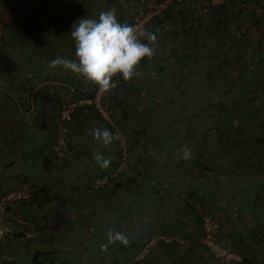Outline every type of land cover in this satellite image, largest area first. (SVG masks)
I'll return each instance as SVG.
<instances>
[{
    "label": "crops",
    "instance_id": "0c3cea01",
    "mask_svg": "<svg viewBox=\"0 0 264 264\" xmlns=\"http://www.w3.org/2000/svg\"><path fill=\"white\" fill-rule=\"evenodd\" d=\"M39 5L47 7L51 17L44 16L47 19L35 27L16 26L14 34L7 30V26L0 27V50L10 54L17 63V70L12 73L0 71V197L23 181L32 185L34 196V201L16 203L8 209L11 217L7 216V219L10 224L6 225L0 238V264H28L31 254L37 250L52 251L56 264L63 259L72 264H84L85 250L80 243V230L89 232L96 250L100 252L106 247L101 242L105 230L98 227L96 231L89 228L87 232L86 228L91 225V221L98 219L107 226L102 211L108 213V208H116L126 210L119 214L123 219L126 217L123 213L129 214L132 210L133 220L138 222L142 220L146 201L153 208L159 204L158 200H164L148 213L151 222L146 224L148 229L144 237L155 232L169 234L168 229L166 231L160 227L166 225L162 222L167 220L158 217L166 216L164 213L169 208L173 209L171 205L167 206L166 199L173 198L174 187L180 183L179 176L182 174L172 177V170H175L174 167L181 171L182 166L166 159H170V156L174 160L177 158L168 155L165 147L169 142H160L162 145L159 143L157 152L156 148L154 150L151 147L157 144L156 139L142 138L140 135L145 129L138 125L142 120L139 118L140 113L150 111V95L154 96L158 86L162 91L168 88L166 81L170 80L169 74H174L175 78L177 73L185 70L181 68L177 72L172 66L181 65L177 64L179 60L163 56V49L158 47L163 42L159 41L162 33L172 30L175 37L185 32L187 26H182V16L177 11L179 16L175 17L177 21L179 19L181 28H176L172 23L174 19L167 22L164 20L152 27V32L157 36L155 55L140 61L137 69L139 76L125 81L117 74V87L107 91L106 99L113 123L99 118L89 105L81 107L74 114L70 125L68 154L64 159L52 157L49 162L43 160V157L51 153L59 104L74 96L91 95L94 90V86L81 75L60 66L49 68V63L57 57L76 59L74 41L70 36L75 17L98 18L101 11L111 8L116 9L122 23L128 21L129 17L120 12L118 0H42ZM249 14L261 17L258 23L250 20L249 24H245L249 32L255 34L257 46L253 44L249 48L251 63L257 51L260 57H264V8L260 15L251 11ZM200 28L212 32L208 22L203 21ZM231 28L235 27L232 25ZM184 50L180 49L177 54L183 56ZM260 57L254 58L255 61ZM157 74L164 75L165 83L157 86L153 82L154 78L160 76ZM163 95L167 96L166 92ZM95 128H107L114 134L115 130H119L130 145V156L117 174V181L122 184L118 189H113L111 182H108L98 192L89 193L97 178L115 171L118 161L116 140L104 145L90 134ZM96 152L111 161L108 168H101L93 159ZM44 162L49 170L43 166ZM162 164L165 166L162 167ZM156 172L162 180H157ZM112 195H118V199H112ZM114 203L116 206H113ZM59 234L62 238L55 240ZM132 236L133 233L129 232L131 242L134 238ZM97 241L100 242L99 246ZM136 241H139L138 238ZM121 246L127 248V245ZM135 249L136 246L130 252L133 253ZM128 251L121 249L122 258L130 255Z\"/></svg>",
    "mask_w": 264,
    "mask_h": 264
},
{
    "label": "rangeland",
    "instance_id": "374dc122",
    "mask_svg": "<svg viewBox=\"0 0 264 264\" xmlns=\"http://www.w3.org/2000/svg\"><path fill=\"white\" fill-rule=\"evenodd\" d=\"M133 1L134 0H118L120 4V12L129 17V19L132 16V13L136 10ZM147 2L153 5L158 4L156 0H148ZM221 2L222 0H187L184 5H179L172 1L165 10L161 11L160 14L152 19L147 25L148 27L146 29L152 31V27L156 24H161L164 20L167 22V20L174 19L172 23L176 28H181L179 19L178 21L176 19L179 16L177 13L178 10H184L185 16L188 17L193 8L198 12H202L203 9L206 8V12L197 19L196 24L199 22L202 23L203 21L204 23L208 22L212 32L209 33L205 31L204 28H200L199 30V25L192 32L188 34L180 32L179 35L175 37H173L174 34L172 33V30L162 33L163 35L160 37L159 41L163 42L160 43L161 47L158 45L159 48L163 49L161 54L163 56H171L178 59L179 61L177 64L181 65H173L172 67H175L177 72H179L181 68H184L186 72L184 70V72L177 73L175 78L173 77L174 74H169L168 76L170 80L166 81L168 88L165 87L164 91L158 86V84L165 83L163 79L164 75L157 74L160 76L154 78L153 82L156 83L158 88L155 90L154 96L150 95L149 97V102L151 103V106L149 107L150 111L148 113L146 111L140 113L141 115L139 118L142 120L141 124L138 126L139 128L144 127L143 129H145L140 135L142 138L153 137L156 139L157 144L154 145L155 147L151 145L154 150L155 148L156 151L158 150L161 144L160 142H169L165 149L167 148L166 151L168 152V155H173L177 158L174 160L171 159L170 156V159L168 157L166 159L170 160L172 163H178L183 169L180 171L173 167L175 170H172V177H176L180 173L182 174L179 176V184L183 185V187L180 186V189L183 191L182 194L189 200H192L188 194L190 190L189 187L196 183V179L198 180V178H200L201 180H199L203 183L210 184L211 179L214 178V180L219 181L221 176H225L227 178L226 184H230V180L228 181V178H230L229 174L225 173V171L230 170L231 164H234L232 169L233 172L236 165H240L241 168L235 170L236 173L241 175V177L242 175L249 173L244 179L251 182L250 184H247V181L242 177L243 180L241 183L244 187L243 191L235 186L236 184L237 186H241L239 183L235 182L230 186L226 185L225 188H223V184H221L220 189L218 187H212L211 189H208V191L213 190L214 196L216 195L214 190L219 192L220 194L218 193V195L221 198L216 196L218 199H222V196L226 195L225 204L230 205L229 209L232 210V212L235 210L234 207H236V205L246 208L244 210H238L242 214V217H245V215L247 216L248 213V223L249 225H252L254 221H256L253 220L254 216L252 215L254 212H257L255 209L259 208V210H264V176H261L260 172H256L258 169H256L255 166H251L254 161L247 159L251 158L249 155L238 154L237 148H235L232 153H219L222 152V150L220 151L217 146H215V149L212 148L208 145V142L219 141V138L214 137L215 127L221 124L217 110L221 108L230 109L233 106L232 104H229V102H225L219 98V96L224 93L223 89H226L228 93L231 92L235 96V100H237L236 98L238 97L236 93L242 91L241 89L246 87L247 84L248 87L264 92V57H260L258 55L259 51H257L255 53L256 56H252V61L250 63L251 55L249 53V48L253 46V44H255V47L257 46L255 34L249 32V29L245 24H249L250 20H252L253 23L256 17L249 14L245 9H238L237 0H224L223 3ZM39 3L42 4V0H0V27L4 28V26H7V30H10L12 32L11 34H14L13 30L16 26L25 25L35 27L37 24L41 23L40 21H45L47 18L44 16L49 17L51 12H48L47 7L44 8L42 5H39ZM220 4H224V6L220 9L216 8ZM259 18L261 19L260 16ZM77 19L78 17H75V20ZM161 19L162 21H159ZM232 25L235 28H231ZM254 27L257 26L254 25ZM181 47L185 48L183 56L177 54L180 49L182 50ZM187 48L189 51H187ZM258 57H260V60L257 59V61H255L254 58ZM145 59L148 60L149 58ZM211 72H213V74ZM173 79H175V81H172ZM165 92L167 96L164 97L163 93ZM251 93L252 92H249L246 95H251ZM231 99L232 101L234 100L232 97ZM254 101H258V97L255 98ZM249 118L250 117L246 116L242 121L243 124L251 126ZM161 138L163 139L161 140ZM255 138L256 136L253 137V139ZM128 145L129 144H127V149L129 151ZM185 149L190 153L187 159L184 158ZM195 149H200L202 156L196 155ZM215 153H218L219 157H214ZM245 153H248V151ZM129 156L124 164L128 161ZM260 157L262 159L264 153ZM195 162H197L196 165L194 164ZM257 162L259 163V161ZM202 163L208 166L210 170H213V172L206 171L205 168L203 169L201 166ZM164 166L165 164H162V167ZM247 176H250L251 179H248L249 177ZM155 177L157 180H162L158 172H156ZM238 177L240 176H237V178ZM115 178L117 180V176ZM190 179H193L194 183L191 182ZM232 181L233 179L231 182ZM162 183H165V181H162ZM199 184L201 186V183ZM228 189L230 193H227ZM200 190H202V187ZM222 190H225L226 193ZM168 193L169 190L167 194ZM182 194L180 203L174 201L171 197H167V206L168 204H175V206L178 207L175 210H170L169 208V210L164 213L166 216L158 217V219L164 218L167 220V222H162L166 225H160L162 229H166V231L168 229L169 234H164L173 237V239L175 237L183 239V243H177L176 241L167 243L173 244V242H176L179 245V248H182L187 242V239H185L184 236H180L179 231H182V233L185 234L188 232L191 233L193 240H196L195 232H197L198 229L197 223L192 224L193 222H196V219L188 218L183 210V206H185L184 202L186 201L187 203L188 199L183 200L182 198H184V196ZM106 195L107 194H104L103 196ZM227 196L229 197L228 199H226ZM206 198L207 197H205V199L199 198L200 200L196 202V212L199 215H212L214 213L212 210L213 205H211L209 199ZM112 199H118V195H112ZM100 200L103 199L100 198ZM238 200L243 202V204L238 202ZM163 201L164 200H158L157 203L162 204ZM107 204L108 206L111 205L110 203ZM223 204L224 202H222V200L219 204H214V207L217 208L219 214H223V209L221 207ZM151 205L152 204H149L148 201L145 202V208L142 210L143 215H141L142 220H138V222L133 220L134 217L132 210H130L129 214L123 213L126 215L123 219L119 214L121 211L126 210L116 208H108V213H106V210L102 211V218L108 223L107 226H105L103 222H99L98 219L91 221V225L86 228L87 232L89 228L96 231L98 227H102L105 230L101 242L105 244L106 247L100 252L96 250L95 242L91 239L89 232L85 233L84 229H81L80 232L82 235L80 236V243L82 246L84 245L83 250H85L83 254L84 264H114V262L118 260L124 262L123 264H144L145 260L150 261L151 256H149V254L151 250L153 251L155 249L156 245L142 259L137 257V252L140 249H138V251L135 250L133 253L129 252V256L125 255L122 258L121 249L118 246H121L122 244L130 245L128 247L133 249L135 246H138L137 244L140 243V240L142 244L144 243L146 239L144 233L148 229L146 224L147 222H151V217L148 213L150 210L158 206L154 205L152 208ZM113 206H116L115 203ZM247 210L249 212H247ZM169 213H171V215H169ZM199 218L201 220V217ZM222 224L224 228H227L229 223L224 219V223ZM191 225H193V227ZM118 226H120V229ZM109 232L123 233L127 237V240H129L128 243L124 244L120 241L109 243ZM129 232L133 233L132 237L134 238L132 242H130ZM156 234L158 233L155 232L152 235ZM68 237L70 239L74 238L73 236ZM61 238V234H59L55 240ZM78 238L79 236L77 239ZM137 238L139 241H136ZM98 241L97 245L99 246L100 242ZM223 243L222 247L227 246L230 248L229 241L224 239ZM103 244L102 247H104ZM177 252H180L178 247ZM204 253L212 260H210L211 264H221L212 251L211 253L208 251ZM71 258L75 259L74 257ZM75 261L76 259L74 262Z\"/></svg>",
    "mask_w": 264,
    "mask_h": 264
},
{
    "label": "trees",
    "instance_id": "16d2710c",
    "mask_svg": "<svg viewBox=\"0 0 264 264\" xmlns=\"http://www.w3.org/2000/svg\"><path fill=\"white\" fill-rule=\"evenodd\" d=\"M156 1H159V0H156ZM223 6L224 4H220L216 8L220 9ZM178 11H179V14L183 18V25L187 26L185 27V32L184 31L182 32L188 33L190 30L197 28L201 24V22L196 24L197 23L196 18L198 16L197 17L195 16V11L191 10L189 14L190 16L188 15V17L185 16L184 10H178ZM162 19L159 21H162ZM259 21H260V18H256L254 22L258 23ZM126 23L130 24V19L126 21ZM15 70H17L16 61L10 56V54L6 53L3 50H0V71L4 73H12ZM211 73L213 74V72ZM90 84L93 86L91 82ZM247 87H248V84L246 87L241 89L242 91H238L236 93L238 96L236 98L237 100H235V96L231 92L228 93L226 89H223L224 93L221 94L219 98L221 100H224L225 102H229V104H232L233 106L230 109L221 108L217 110L219 113L218 116L221 120L220 121L221 124L215 127L214 137L219 138V141L218 142L209 141L208 145L214 149H215V146H217L220 151L222 150V152H219V153H224V152L232 153V151L235 148H237L238 154H243V155L246 154V155H249V157H251V158H247L248 160L254 161L251 164V166H255V168L258 169L256 172H260V175L264 176V161H263L264 157H262V159L260 157L264 153V92H260L256 90L255 88H251V87L247 88ZM93 92L94 90H92V94ZM249 92H252L251 95L250 94L246 95ZM92 94L88 96H92ZM74 97H77V96H74ZM231 97L234 98L233 101ZM257 97H258V101H254V99ZM246 116L250 117L249 122L251 126L250 125L247 126L246 124H243L242 121L246 118ZM255 136L256 138L253 139V137ZM129 147L130 145L128 146V148ZM200 149H201V145H200ZM200 149L199 150L195 149V154L202 156V152ZM215 151H218V150H215ZM246 151H248V153H245ZM218 155H219L218 153H215L214 157H219ZM52 157L54 158L55 155L51 151L50 154L45 155V158L43 157V160L47 159L50 162L52 160L51 159ZM257 161H259V163ZM119 162H120V151L118 150V161H117L115 168L118 167ZM196 163L197 162H195L194 164L196 165ZM247 164H250V163H247ZM43 166L46 168V170H49L45 162ZM201 166L203 169L205 168L206 171L213 172V170H210V168H208V166H206L205 164L202 163ZM233 166L234 164H231L230 170L225 171V173L229 174L230 178H228V181L230 180V184H226L227 178L225 176H221L219 181L214 180V178L211 179L210 184L203 183L202 181H200L201 179L198 177H197L198 180L197 179L195 180L196 183H194L193 179H190L191 182L194 183L193 185L189 187L190 190L188 193L192 200H189L182 194L184 196V198H182L183 200L188 199L187 203L186 201L184 202L185 206H183L184 207L183 210L188 216V218L196 219V222H193L192 224H195V223L198 224L197 232H195L197 239L193 240L192 235L189 232L188 233L190 235L188 233L185 234V233H182V231H179L180 236H184L185 239H187V242L184 244L182 248H179V245L176 242H173V244H167V243L159 241L156 243L155 249L153 251L151 250L149 254V256H151V260L150 261L145 260L144 264H211L212 260L208 258L209 256H206V254L204 253L207 251L211 253V249L207 247L205 244H203L200 240L203 235L202 221H201L203 215H199L196 212V202L200 200L199 198L205 199V197H207L206 199H209V201L211 202V205H213L212 210L214 211V213L212 215L210 214L208 215L212 216L218 224V228L215 233L214 240L221 246L224 244L223 243L224 239L226 241H229L230 248L227 246H224V247L227 250L236 253L241 258L240 261L232 260L230 261L229 264H264V210H259L258 208V209H255L257 210V212H254V213L251 212L253 213L252 215L254 216V219L253 218L252 219L256 221H254V223L252 222L253 223L252 225H249L248 219H247L248 213H247V216L245 215V217H242V214L238 210V209L244 210L246 208L236 205V207H234L235 210L232 212V210L229 209L230 205L225 204L226 195H223L222 199H218L217 197H220L218 195L219 192L214 190V192H216L215 193L216 195L214 196L213 190L208 191V189H211L212 187L214 188L218 187L220 189L221 184H223V188H225L226 185L230 186L233 182L239 183L241 186H237V184L235 186L241 191H243L244 187L241 182L246 177V175L249 173H247L246 175H242L243 177L242 179L241 175H238V173H236L235 171L241 168V166L236 165V168H234V172L232 170ZM237 176H240V177L237 178ZM247 177H249L248 179H251L250 176H247ZM232 179L233 181L231 182ZM114 180H116V178L109 179L106 183L111 182V187L113 189H118L122 185L121 181L119 180L114 181ZM244 180L247 181V184L251 183L247 179H244ZM199 183H201V186ZM103 185L101 187H103ZM171 185L173 184L171 183ZM180 186L183 187L182 184H177L174 187V191L172 193L173 200L179 203L181 199L180 193L183 192L180 189ZM101 187L99 188V190L101 189ZM201 187H202V190H200ZM179 189L181 192L179 191ZM222 191L226 193L225 190H222ZM227 193H230L229 189L227 190ZM229 197L227 196L226 199H228ZM30 200L34 201V199L32 198ZM221 200L222 202H224V204L221 205L223 209V214H219L217 208L214 207V204L215 203L219 204ZM238 202L243 204V202L239 200ZM171 206L173 207V210H175L178 207V206L176 207L175 204ZM247 212L249 211L247 210ZM199 217H201V220ZM224 219L225 221L227 220V223H229L227 228L223 227L222 223H224ZM191 226L193 227V225ZM157 233H160V232H157ZM152 234H148L146 236V239L149 238ZM141 245H142V242L140 240V243H138V246H136L135 250L138 251ZM128 246L130 245H127V248L126 246H121V248L120 247L119 248L124 249V251L125 250L128 251ZM177 247L180 252H177ZM130 251L131 249H129L128 252ZM53 255L54 253L52 251L37 250L31 254L28 264H56L54 262ZM123 263L124 262H120L119 260L114 262V264H123ZM58 264H72V263L66 259H63V260H60Z\"/></svg>",
    "mask_w": 264,
    "mask_h": 264
},
{
    "label": "clouds",
    "instance_id": "9594fccd",
    "mask_svg": "<svg viewBox=\"0 0 264 264\" xmlns=\"http://www.w3.org/2000/svg\"><path fill=\"white\" fill-rule=\"evenodd\" d=\"M263 8L264 2L259 15ZM251 12L257 14L254 11ZM70 36L74 41L76 59L57 57L49 63V68L60 66L68 69L104 91L117 87V81L113 79L117 74L125 81L139 76L140 72L137 69L140 61L155 55L157 43L154 32L120 22L115 8L101 11L98 18H78L71 26ZM90 134L104 145L116 139L115 134L107 128L92 129ZM189 154V151L185 149L184 158L187 159ZM93 159L101 168H108L111 163L100 152H96ZM30 186L32 189L31 184ZM30 199L19 203H26ZM114 241L128 243L123 233L109 232L108 242Z\"/></svg>",
    "mask_w": 264,
    "mask_h": 264
},
{
    "label": "built area",
    "instance_id": "2783aa9c",
    "mask_svg": "<svg viewBox=\"0 0 264 264\" xmlns=\"http://www.w3.org/2000/svg\"><path fill=\"white\" fill-rule=\"evenodd\" d=\"M148 0H134L133 3L136 6V10L132 13L130 17V24L136 25L138 27L147 28L150 21L156 18L161 11L165 10L170 2H176V4L184 5L187 0H159L157 5L149 4ZM224 1V0H222ZM256 1L258 3H256ZM264 0H238L237 8L245 9L248 11H254L259 13L261 11V5ZM195 11L196 21L206 12V8L202 12ZM117 76V75H116ZM113 77V79L116 78ZM92 83V82H91ZM94 86V92L92 96H77L72 99L62 101L59 104L58 114H57V123L54 133V139L51 144V150L54 153L56 158L64 159L69 152L68 146V134L70 125L73 120L74 114L83 106L89 105L96 112L99 118L104 120L107 123L112 124V116L110 111V106L106 101L108 92L100 89L97 85L92 83ZM116 142L118 150L120 151V162L118 167L114 172L110 174H104L97 178L93 185L89 189V193H94L99 190V188L106 183L109 179L115 178L118 172L124 166V162L129 156V151L127 149V141L124 135L119 131L115 130ZM32 196V189L30 183L23 181L18 184L16 187L8 190L0 197V238L3 236L4 229L6 225L10 224V220L7 219V216L10 217L8 209L13 206L15 203L23 202L30 199ZM202 243L211 249L216 258L221 264H229L230 261L236 260L240 261L241 258L236 253L227 250L225 247L219 246L218 243L214 240L215 233L218 228L217 222L214 218L208 214L202 216ZM170 243L176 241L177 243H183L182 238L168 236L164 233H158L156 235H151L147 238L142 244L140 250L137 252V257L142 259L144 258L149 251L156 245L157 242Z\"/></svg>",
    "mask_w": 264,
    "mask_h": 264
}]
</instances>
